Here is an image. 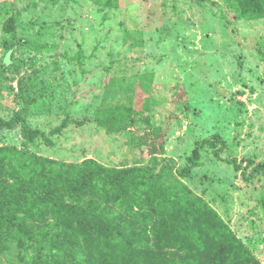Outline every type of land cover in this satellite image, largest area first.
Wrapping results in <instances>:
<instances>
[{"label": "rangeland", "instance_id": "obj_1", "mask_svg": "<svg viewBox=\"0 0 264 264\" xmlns=\"http://www.w3.org/2000/svg\"><path fill=\"white\" fill-rule=\"evenodd\" d=\"M117 3L0 0V68L14 48L0 71V120L32 94L26 119L44 134L29 140L19 127L0 128V147L46 158L54 170L88 160L167 169L178 199L206 202L233 230L232 263L263 264L264 172L247 182L243 171L264 165V14L244 16L236 0ZM215 135L218 146L181 177L197 141ZM52 221L46 213L21 230L0 229V264H56L64 249L61 264L87 263L82 249L55 241ZM235 251L217 262L232 264ZM201 264H211L210 253Z\"/></svg>", "mask_w": 264, "mask_h": 264}, {"label": "trees", "instance_id": "obj_2", "mask_svg": "<svg viewBox=\"0 0 264 264\" xmlns=\"http://www.w3.org/2000/svg\"><path fill=\"white\" fill-rule=\"evenodd\" d=\"M98 1H104L106 8L118 7V0ZM236 2L244 16L264 14V0ZM260 54L264 61V53ZM12 55L14 48L9 47L1 72L9 69ZM25 98V106L12 118L0 120V128L19 127L26 138L35 140L44 134L29 126L26 114L35 97ZM220 141V135L198 140L190 164L179 170L180 176L191 175L202 150L217 147ZM243 168L237 165L238 170ZM263 172L264 165H257L252 175L244 170L243 178L249 182L251 176ZM167 174V169L158 173L111 169L94 160L54 170L46 158L0 147V229L21 230L24 222L49 213L55 241H68L73 248L82 249L88 258L84 264H201L207 253L211 264H219L217 256L226 249H236L229 257L231 263L232 258L235 261L239 243L233 230L206 202L178 199ZM88 197L93 199L85 206ZM102 201L117 210L97 208ZM64 250L66 255L68 250ZM63 255L54 253V263L61 264ZM168 255L177 258L168 260ZM241 264H249V260Z\"/></svg>", "mask_w": 264, "mask_h": 264}, {"label": "built area", "instance_id": "obj_3", "mask_svg": "<svg viewBox=\"0 0 264 264\" xmlns=\"http://www.w3.org/2000/svg\"><path fill=\"white\" fill-rule=\"evenodd\" d=\"M263 264H264V262H263Z\"/></svg>", "mask_w": 264, "mask_h": 264}]
</instances>
